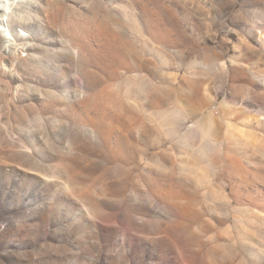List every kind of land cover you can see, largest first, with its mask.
<instances>
[{"label": "rangeland", "instance_id": "obj_1", "mask_svg": "<svg viewBox=\"0 0 264 264\" xmlns=\"http://www.w3.org/2000/svg\"><path fill=\"white\" fill-rule=\"evenodd\" d=\"M0 9V264H264V0Z\"/></svg>", "mask_w": 264, "mask_h": 264}, {"label": "bare ground", "instance_id": "obj_2", "mask_svg": "<svg viewBox=\"0 0 264 264\" xmlns=\"http://www.w3.org/2000/svg\"><path fill=\"white\" fill-rule=\"evenodd\" d=\"M4 15L6 17L5 10L0 9V42L4 40L6 41L10 40L4 23L5 21Z\"/></svg>", "mask_w": 264, "mask_h": 264}]
</instances>
